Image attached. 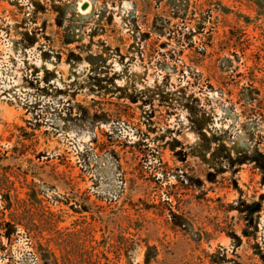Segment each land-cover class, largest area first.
<instances>
[{"label":"rangeland","instance_id":"obj_1","mask_svg":"<svg viewBox=\"0 0 264 264\" xmlns=\"http://www.w3.org/2000/svg\"><path fill=\"white\" fill-rule=\"evenodd\" d=\"M259 154L264 0H0V264H264Z\"/></svg>","mask_w":264,"mask_h":264},{"label":"trees","instance_id":"obj_2","mask_svg":"<svg viewBox=\"0 0 264 264\" xmlns=\"http://www.w3.org/2000/svg\"><path fill=\"white\" fill-rule=\"evenodd\" d=\"M257 168L262 170L264 174V155L259 154L255 160H253ZM7 180L0 179V190H4L6 188ZM11 197L9 193H7L3 197V201L6 202L4 205L5 211H11L10 213V222H5L4 224H0V231H4L5 237L10 240L12 231V225H20L25 228V230L31 235H38L40 232H50L53 231L54 224L56 221L54 220V213L43 210L42 209V200L39 199L37 194L34 192L33 194H28L26 199L16 200L15 207L11 203ZM41 207V211L40 210ZM263 203L254 202L250 205L245 206L244 211H240L241 217L245 222V229L243 234L246 237H250V229H253L255 226V221L258 215L262 212ZM41 211V213H40ZM48 243L46 246L38 243L37 253L41 260L45 262H52V264H64L66 260H72V252L71 244L69 240H65L62 242H56V248H51V243ZM73 246V245H72ZM4 247L2 248V250ZM76 250V248H75ZM57 251L61 252L62 257H58ZM77 251V250H76ZM80 257V256H79ZM60 259H63V263H60ZM81 259V257H80Z\"/></svg>","mask_w":264,"mask_h":264},{"label":"water","instance_id":"obj_3","mask_svg":"<svg viewBox=\"0 0 264 264\" xmlns=\"http://www.w3.org/2000/svg\"><path fill=\"white\" fill-rule=\"evenodd\" d=\"M88 8V4H84L83 6H82V10H86Z\"/></svg>","mask_w":264,"mask_h":264}]
</instances>
